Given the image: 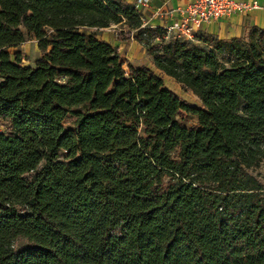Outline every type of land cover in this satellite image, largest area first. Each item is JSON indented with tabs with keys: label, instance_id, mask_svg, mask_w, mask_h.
Listing matches in <instances>:
<instances>
[{
	"label": "trees",
	"instance_id": "trees-1",
	"mask_svg": "<svg viewBox=\"0 0 264 264\" xmlns=\"http://www.w3.org/2000/svg\"><path fill=\"white\" fill-rule=\"evenodd\" d=\"M112 25L201 106L125 70L89 31ZM141 26L126 0H0V264H264V28ZM28 38L43 56L24 65Z\"/></svg>",
	"mask_w": 264,
	"mask_h": 264
},
{
	"label": "crops",
	"instance_id": "crops-1",
	"mask_svg": "<svg viewBox=\"0 0 264 264\" xmlns=\"http://www.w3.org/2000/svg\"><path fill=\"white\" fill-rule=\"evenodd\" d=\"M136 5V0H126ZM190 0H150L149 6L143 9L145 19L153 25L169 26L175 19L179 18V13L176 11L171 18L163 17L162 14H157V11L167 8H178L185 6ZM236 1H252V0H236ZM258 7L250 8L242 12H236L229 15H222L219 19L211 22L210 24H204L197 33L201 35H212L219 39H232L244 37L250 28L259 27L264 28V0H256ZM123 25H112L108 28L103 29H90V32H94L98 39L107 42L112 47L116 48L118 54L125 61V64L130 63L135 67H147L154 71L156 69L153 64L151 57L146 54V49L136 42L134 39L121 40L116 35L118 31L124 30ZM196 38L195 43H198ZM35 41V40H34ZM36 42V41H35ZM200 44V43H198ZM142 51L147 56L150 65L144 66L137 64L135 59L138 53Z\"/></svg>",
	"mask_w": 264,
	"mask_h": 264
},
{
	"label": "built area",
	"instance_id": "built-area-1",
	"mask_svg": "<svg viewBox=\"0 0 264 264\" xmlns=\"http://www.w3.org/2000/svg\"><path fill=\"white\" fill-rule=\"evenodd\" d=\"M150 0H136V7L141 12L142 28H161V33L156 40H188L195 42L197 33L200 32L204 24L219 19L222 15H229L242 12L250 8L258 7L256 0L236 1V0H190L185 6L178 8H167L157 11L163 17L171 18L174 12L179 13V18L175 19L169 26H159L150 24L145 19L143 9L149 6ZM116 26V25H115ZM121 31L117 32V36ZM133 33H131L132 36ZM132 38V37H131Z\"/></svg>",
	"mask_w": 264,
	"mask_h": 264
},
{
	"label": "rangeland",
	"instance_id": "rangeland-1",
	"mask_svg": "<svg viewBox=\"0 0 264 264\" xmlns=\"http://www.w3.org/2000/svg\"><path fill=\"white\" fill-rule=\"evenodd\" d=\"M16 51L20 53L21 61L24 65L33 64L35 60L43 56V54L38 50L36 46V42L31 38H28L24 43L9 49L10 53ZM146 54L140 51L138 53L137 58L135 59V62L137 64L144 66L150 65V62L148 61ZM126 65L127 64L124 65L125 70H127ZM154 72L163 80L164 86L172 90L182 101H185L192 106H196V107L201 106L200 101L195 95L192 94L191 91L183 87L181 84H178L173 78L162 74L159 70L154 69ZM177 118L187 127H192L196 125L195 116L191 114H187L184 111H179ZM74 120L75 117L71 113L68 114L63 120L64 127L67 129L72 128ZM5 128H6V124L0 122V131L5 130ZM249 173L253 175L263 185L264 188V160H262L257 167L251 168L249 170ZM26 246H28V243L24 240H19L15 243V249L17 250Z\"/></svg>",
	"mask_w": 264,
	"mask_h": 264
}]
</instances>
